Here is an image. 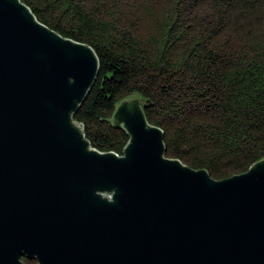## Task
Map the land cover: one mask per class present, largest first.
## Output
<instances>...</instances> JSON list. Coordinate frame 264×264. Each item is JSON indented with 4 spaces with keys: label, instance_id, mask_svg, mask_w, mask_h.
<instances>
[{
    "label": "water",
    "instance_id": "1",
    "mask_svg": "<svg viewBox=\"0 0 264 264\" xmlns=\"http://www.w3.org/2000/svg\"><path fill=\"white\" fill-rule=\"evenodd\" d=\"M95 52L0 0V264H264V160L217 181L165 157L136 98L112 123L119 157L72 117Z\"/></svg>",
    "mask_w": 264,
    "mask_h": 264
},
{
    "label": "trees",
    "instance_id": "2",
    "mask_svg": "<svg viewBox=\"0 0 264 264\" xmlns=\"http://www.w3.org/2000/svg\"><path fill=\"white\" fill-rule=\"evenodd\" d=\"M19 1L97 56L72 117L92 150L122 156L129 138L112 116L134 97L166 158L217 181L264 160V0Z\"/></svg>",
    "mask_w": 264,
    "mask_h": 264
}]
</instances>
